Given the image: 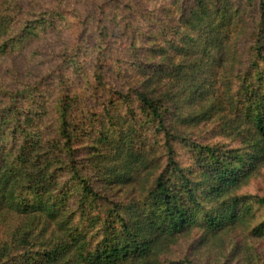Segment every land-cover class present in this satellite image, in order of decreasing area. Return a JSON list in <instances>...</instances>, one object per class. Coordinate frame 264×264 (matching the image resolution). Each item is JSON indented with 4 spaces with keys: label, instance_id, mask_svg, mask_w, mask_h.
<instances>
[{
    "label": "trees",
    "instance_id": "trees-1",
    "mask_svg": "<svg viewBox=\"0 0 264 264\" xmlns=\"http://www.w3.org/2000/svg\"><path fill=\"white\" fill-rule=\"evenodd\" d=\"M170 1L128 54L69 0H0V63L34 70L0 79V221L19 220L0 264H161L192 232L264 239V197L243 193L264 165V0ZM206 122L211 141L181 130Z\"/></svg>",
    "mask_w": 264,
    "mask_h": 264
},
{
    "label": "rangeland",
    "instance_id": "rangeland-1",
    "mask_svg": "<svg viewBox=\"0 0 264 264\" xmlns=\"http://www.w3.org/2000/svg\"><path fill=\"white\" fill-rule=\"evenodd\" d=\"M69 1L70 8H77L82 20L86 19V21H90L92 26L95 25L93 24L94 21H97V24L99 21L102 25L104 24L108 29V39L119 49L123 50H129L130 48L131 39L129 37L132 30L144 32L145 29L153 23H157V27H159L164 19L173 17L178 12V10L175 9V5H171L170 0ZM163 8L166 10L162 14L160 10ZM156 44L161 46V39H157ZM126 53L130 54L131 51L129 50ZM85 60H89V58ZM24 62L25 60L21 57L12 58L9 56L4 59L0 63V79L4 78L3 83L10 85L13 84L16 79L23 80L24 78H29L30 70H26ZM124 62L128 61L124 60ZM122 71L128 73L130 77L134 76L129 65H125ZM219 73H221V71ZM133 79L130 81L131 86L138 85L141 82L139 77ZM94 92L95 90H93L91 83L87 84L86 81L83 80L78 82L77 89L75 90L76 95L82 97L83 102L86 100L88 103L95 102L96 96ZM96 107H98L97 111L101 112L102 107H100V105H96ZM213 127L214 123L206 122V124L200 123L199 125L182 126L181 130H183L185 134H192L195 139L205 142V140H212L213 135H210V132ZM243 193L264 197V165L259 168L254 177L249 181L248 185L243 189ZM2 220L3 221H0L1 241L6 240L9 232L12 231L15 226L19 225V220L11 215H4ZM199 235L198 232H192L185 239H181L172 247L170 252L162 258L161 264L165 262H175L179 264V262L184 260L194 262V264H245L244 258L250 255L259 256V261L264 264V239H243L239 234H235L231 235L232 238L226 240L224 243H218L217 240H213L208 243L200 244L198 243ZM235 244L239 246L237 245L235 247Z\"/></svg>",
    "mask_w": 264,
    "mask_h": 264
}]
</instances>
